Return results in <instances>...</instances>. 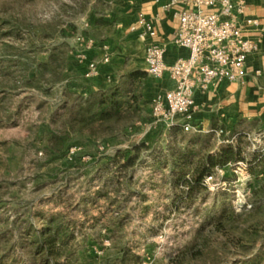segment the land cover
<instances>
[{"label": "rangeland", "instance_id": "obj_1", "mask_svg": "<svg viewBox=\"0 0 264 264\" xmlns=\"http://www.w3.org/2000/svg\"><path fill=\"white\" fill-rule=\"evenodd\" d=\"M112 2L0 0V264H45L32 237L54 218L68 230L52 257L59 264H118L125 251L138 264H264V176L251 173L252 151L264 147L258 133L231 140L245 160L189 195L174 186L177 160L189 150L194 164L217 156L228 144L216 133L155 125L151 101L118 121L72 122L80 96L66 71L86 22ZM52 134L69 142L66 158L50 164ZM135 146L133 166L109 162ZM223 206L239 216L217 232Z\"/></svg>", "mask_w": 264, "mask_h": 264}, {"label": "crops", "instance_id": "obj_2", "mask_svg": "<svg viewBox=\"0 0 264 264\" xmlns=\"http://www.w3.org/2000/svg\"><path fill=\"white\" fill-rule=\"evenodd\" d=\"M113 0L110 10L100 18L90 17L85 24V34L78 38L75 62L67 69L69 93L88 98L107 91L123 76L132 71L146 73V49L152 42L165 46L164 63L173 64L178 58H186L188 52L174 43L178 28L179 11L203 10L218 13L219 8H209L202 0ZM237 9L234 19L244 27L245 36L257 42L258 51L251 55L246 64L248 76L244 83L222 81L212 84L207 90H197L193 125L204 131L224 129L233 132H264V0H230ZM140 16L153 21L156 29L154 38L140 37ZM139 28V27H138ZM85 54V59L80 54ZM109 63H104V58ZM91 63L98 64L97 75L87 78ZM174 83L167 73L162 76L147 74L144 94L153 100L158 94L173 89Z\"/></svg>", "mask_w": 264, "mask_h": 264}, {"label": "built area", "instance_id": "obj_3", "mask_svg": "<svg viewBox=\"0 0 264 264\" xmlns=\"http://www.w3.org/2000/svg\"><path fill=\"white\" fill-rule=\"evenodd\" d=\"M177 3L173 0L168 8ZM201 3L209 8L218 7L219 12L205 13L199 9L176 14L179 24L174 43L188 52L186 58H178L173 64L166 65L164 45L152 42L146 49V73L150 76L167 73L174 83L173 89L158 94L152 104L154 124L165 125L168 130L179 127L184 132L198 131L193 125L197 111L196 91L207 90L212 84L222 81L244 83L248 76L247 60L258 51L257 42L248 39L244 27L234 19L235 11L241 8L237 9L230 0H202ZM138 27L132 29L139 31L140 37H155L153 21L140 16ZM79 56L86 57L84 53ZM103 62L109 63V58H104ZM97 73L98 64L91 63L86 77ZM215 133L218 138L221 137V132ZM257 137L260 138L259 135ZM222 171L217 169V174ZM213 179L208 177L207 183Z\"/></svg>", "mask_w": 264, "mask_h": 264}, {"label": "trees", "instance_id": "obj_4", "mask_svg": "<svg viewBox=\"0 0 264 264\" xmlns=\"http://www.w3.org/2000/svg\"><path fill=\"white\" fill-rule=\"evenodd\" d=\"M146 77L147 74L145 73L132 71L128 75L123 76L107 91L100 92L87 99L80 97V102L78 101L79 104L71 110L72 122L78 124L80 127H92L95 124H105L112 120L118 121L126 115H136L140 113L142 108L149 102L144 94ZM196 127L198 131L184 132L183 129L179 127L171 131L191 133L196 137L197 134L201 132V128L198 126ZM217 131L221 132V144H228L218 150L217 156L209 154L197 160L194 164L188 160L193 157L194 151L189 150L187 154H184L181 159L177 160L176 170L179 171V175L175 176L176 180L174 186L177 190L180 189L181 193L190 195L196 190L206 189L207 178L210 176L214 178L215 175H217V169H224L226 164L239 159L245 160V158L241 157L240 147L233 146L230 142L236 137H240L239 140L249 138L252 133L233 132L227 134L224 129H217L214 133ZM258 135L264 142V132H260ZM68 142V134L61 136L52 134L51 145L46 148L48 162L50 164L63 161L66 158ZM140 148V146H135L126 152L119 151L108 160L110 163H118L122 158L125 162L124 167L129 168L137 161ZM252 154L254 158L251 163L255 165L252 166L251 173L252 176L258 180L260 176H264V147L262 148L260 144H257ZM260 166H262V169L258 171L257 169ZM258 192H260V190H254L253 194L257 195L259 194ZM93 195L95 198L97 196L102 198L103 196L100 191L95 192ZM222 195V201L228 199L225 194ZM87 199V196L83 198V205L86 204ZM256 207V205L252 206V208L255 209ZM238 216L239 215L236 214L234 210L227 209L226 206H223L222 211L214 219V229L217 232H222L225 226L234 221ZM46 223L48 224L41 230L36 231L33 235L32 245L38 247L37 251L43 258L45 264H59L58 261L54 260L52 257L55 256V254H61V249L67 246V242L64 239L68 235V230L62 222L57 223L56 218L46 221ZM138 261L139 257L137 255H132L129 251H125L118 264H138Z\"/></svg>", "mask_w": 264, "mask_h": 264}]
</instances>
